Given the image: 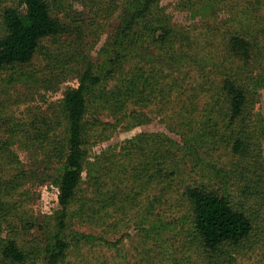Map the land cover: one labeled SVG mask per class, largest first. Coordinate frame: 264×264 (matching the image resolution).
<instances>
[{"label":"rangeland","instance_id":"rangeland-1","mask_svg":"<svg viewBox=\"0 0 264 264\" xmlns=\"http://www.w3.org/2000/svg\"><path fill=\"white\" fill-rule=\"evenodd\" d=\"M46 1L64 31L29 63L0 70V264H49L58 241L67 246L54 264H264V0H160L153 13L188 37L172 54L148 37L116 39L134 0ZM19 2L0 0V35L2 11ZM233 34L257 37L249 61L228 55ZM88 67L105 79L87 95L81 180L60 228L59 103ZM129 73L149 78L147 99H113ZM226 73L249 88L233 127L217 102ZM204 130L243 133L252 146L237 153L220 135L187 148L184 136ZM195 186L244 205L248 239L204 247L186 194ZM9 242L23 261L3 255Z\"/></svg>","mask_w":264,"mask_h":264},{"label":"trees","instance_id":"trees-1","mask_svg":"<svg viewBox=\"0 0 264 264\" xmlns=\"http://www.w3.org/2000/svg\"><path fill=\"white\" fill-rule=\"evenodd\" d=\"M159 1H132L122 16L116 39L127 40L134 37L132 43L135 44L148 37L159 48L164 49L166 54H172L176 49L174 46L183 40L186 41L188 37L175 30L166 17L153 13L152 10ZM1 17L4 33L0 35V70L29 63L44 39L60 35L65 28L58 18L52 16L46 0H20L17 6L4 8ZM139 25H141V30L136 29ZM257 43L256 36H251L250 39L248 36L233 34L227 39L226 49L232 58L247 62L252 58ZM181 47L182 43L178 48L181 49ZM113 65L115 67L116 64ZM110 70L107 75L116 72L115 69ZM238 75L237 73H226L223 76L219 88L220 94L217 97V102L225 98L228 103L226 114L229 116L231 127H233V123L242 118L249 95L248 86L246 88L238 82ZM102 77L104 76L96 74L88 67L80 74L79 85L68 88L59 103V110L67 123V134L62 144L66 154L56 182L59 189L58 205L60 209L57 221L60 228L64 227L67 207L74 199L81 180L83 160L86 154L83 142L84 119L88 111L87 95L93 88L101 86L105 79ZM151 77L156 79L152 73ZM124 79L123 86L113 92L112 96H115L113 99L116 98L118 102L121 96L139 97L141 101L147 99L146 90L149 86V78L129 73L124 76ZM173 85L171 84V86ZM121 100L125 101V98ZM184 124L189 126V129L193 125L191 120ZM220 135L228 136L231 148L237 153H240L243 148L252 146L250 141L245 140L246 135L235 134L234 131L226 134L217 130L206 133L204 130L196 132L190 137L184 136V142L188 144L187 148H193L197 143L212 141ZM166 148H172V140L168 139ZM167 152L169 153L170 150L167 149ZM186 194L192 203L194 230L207 249L216 250L222 245L239 244L251 235L254 227L253 221L244 205L234 203L224 193L217 190H206L200 186L188 188ZM56 246L57 252L50 257L49 264H54L57 257L63 254L67 244L58 241ZM3 255L16 262H21L24 259L23 252L13 242L6 245Z\"/></svg>","mask_w":264,"mask_h":264}]
</instances>
